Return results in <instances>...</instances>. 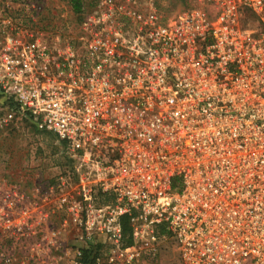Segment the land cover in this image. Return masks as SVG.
I'll list each match as a JSON object with an SVG mask.
<instances>
[{
  "label": "built area",
  "instance_id": "built-area-1",
  "mask_svg": "<svg viewBox=\"0 0 264 264\" xmlns=\"http://www.w3.org/2000/svg\"><path fill=\"white\" fill-rule=\"evenodd\" d=\"M79 1L59 46L0 19V132L69 162L0 182V264H264V0Z\"/></svg>",
  "mask_w": 264,
  "mask_h": 264
},
{
  "label": "rangeland",
  "instance_id": "rangeland-1",
  "mask_svg": "<svg viewBox=\"0 0 264 264\" xmlns=\"http://www.w3.org/2000/svg\"><path fill=\"white\" fill-rule=\"evenodd\" d=\"M168 4L169 0H159V6L164 10ZM197 6V0H176L167 15ZM74 17L56 0H0L1 20L9 18L13 25L44 27L40 28V36L54 46L63 44L64 39L71 35L63 28ZM16 132L13 139H10L12 134L0 136V182L25 192L51 184L56 176L63 173L62 167L69 165L67 156L59 153L60 147L56 145L54 136L37 135L28 127ZM52 218L54 222L58 220L55 216ZM156 264H179L176 246L171 239L163 242Z\"/></svg>",
  "mask_w": 264,
  "mask_h": 264
},
{
  "label": "trees",
  "instance_id": "trees-1",
  "mask_svg": "<svg viewBox=\"0 0 264 264\" xmlns=\"http://www.w3.org/2000/svg\"><path fill=\"white\" fill-rule=\"evenodd\" d=\"M176 0H169V4H168V8H166L165 10L162 9L163 11H165L166 14L170 13L172 4L175 2ZM180 2H182V0H179ZM67 6L68 9L70 11V13H72L75 17L74 19H72V21L78 20L81 16V13L84 10V6L86 7V5L82 4V2H80L79 0H70L69 2H67ZM44 28V27H41ZM35 134L37 135H45L43 133H38L36 131H33ZM12 134L13 136H11L10 139H13L16 136V131L14 130H6L5 132H0V136H2L3 134ZM7 135H4V138L7 137ZM18 135V134H17ZM4 140V139H3ZM172 188L176 187V181H172L171 183ZM121 225H122V232H123V236L125 239V245H130L131 244V239H130V229L128 227V221L127 218H122L121 220ZM87 262V264H94L93 258L90 257L89 255L87 256H83Z\"/></svg>",
  "mask_w": 264,
  "mask_h": 264
}]
</instances>
